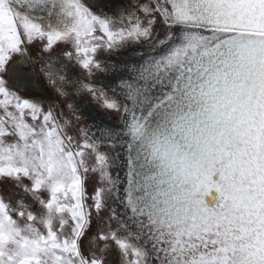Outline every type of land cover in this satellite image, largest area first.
Segmentation results:
<instances>
[{
  "label": "snow or ice",
  "instance_id": "6c2138e0",
  "mask_svg": "<svg viewBox=\"0 0 264 264\" xmlns=\"http://www.w3.org/2000/svg\"><path fill=\"white\" fill-rule=\"evenodd\" d=\"M0 264H264V0H0Z\"/></svg>",
  "mask_w": 264,
  "mask_h": 264
},
{
  "label": "rangeland",
  "instance_id": "374dc122",
  "mask_svg": "<svg viewBox=\"0 0 264 264\" xmlns=\"http://www.w3.org/2000/svg\"><path fill=\"white\" fill-rule=\"evenodd\" d=\"M33 53H35V49H32ZM130 50H122L120 51L119 53L121 54H125L127 52H129ZM114 54L111 56L110 59H113V58H117L119 57L120 54ZM114 56V57H113ZM40 79V82H41V85H42V90H35V89H32V88H29V87H24V88H20L22 89L23 91V94H25L26 96H32V97H36L38 99H41L46 105L47 104H53L59 108H64V106L69 103V102H74L75 104V108H78L79 104L82 103V102H86V101H90L92 102L93 104L96 105V107L98 108L99 111H102V112H107L105 111L104 109H102L101 107H99L94 101H92L90 98H87V97H84V96H75V97H72V96H69L67 99H62L60 97H57L54 92L48 88L46 86V84L43 82V78H39ZM97 82V81H96ZM9 84L10 86H15V87H18L14 84H12L9 80ZM97 86H102V87H105L106 89L109 88L110 85L102 82V81H99L97 82ZM109 94L111 95V92H109ZM85 104V103H82V105ZM108 114H110L114 119H118V116L119 114L118 113H113V112H107ZM65 117L72 121L73 123V127L70 128V132L74 135H77V138H78V129L80 128H85V126L87 125V122H88V118L87 117H84L82 115H79L77 113L75 114H72L71 112H69L67 109H65ZM77 117H79V119H77ZM101 151H109L108 148L106 147H102L101 148ZM92 188H91V183L89 185V191H91Z\"/></svg>",
  "mask_w": 264,
  "mask_h": 264
},
{
  "label": "bare ground",
  "instance_id": "6f19581e",
  "mask_svg": "<svg viewBox=\"0 0 264 264\" xmlns=\"http://www.w3.org/2000/svg\"><path fill=\"white\" fill-rule=\"evenodd\" d=\"M128 61H132V60L125 53V54L119 55V59H117V58H113L111 60L109 59L108 63H111L112 65L116 66L115 62H117L121 66ZM22 62H23V58H21L20 60L13 61L12 65L9 66L8 78H9L10 82L12 84L20 87V88L29 87V88H32L35 90H39L40 87H39L38 78L28 68H20L19 72L22 74V76H15L14 77L13 68L17 64L22 63ZM107 77H108V74H104V73L98 74L97 77L95 78V81L99 82V81H102L104 79V80H107L106 82L108 84L112 85V81L107 79ZM88 108H89V104L85 103V105H82V106H79L78 108H76V111L81 115H86L89 112ZM86 128H90V126H87Z\"/></svg>",
  "mask_w": 264,
  "mask_h": 264
},
{
  "label": "water",
  "instance_id": "95a60500",
  "mask_svg": "<svg viewBox=\"0 0 264 264\" xmlns=\"http://www.w3.org/2000/svg\"><path fill=\"white\" fill-rule=\"evenodd\" d=\"M126 55L129 58H131L132 61H135L137 59V53L135 51L130 50L129 52L126 53ZM115 65H116L115 68H119L120 67V64L117 63V62H115ZM104 74H108L107 79L112 81V85L113 86L118 81V79H119V77L121 75V73L119 71H114V70H110L109 72L104 73ZM38 81H39V87H40L39 90H42V85H41V82H40L39 78H38ZM106 81L107 80H104V79L102 80V82L108 84ZM108 85H111V84H108ZM84 103L89 104V108H88L89 112H88V114L82 115V116L88 118V122H87V125L85 127L90 126L89 129H91L92 125L95 124L96 128L100 129L101 133L104 132L108 128H112L114 130L116 129V127L118 126V123H119L118 119H114L107 112L99 111L98 108L96 107V105L93 104L90 101H86ZM79 105H81V104H79ZM76 113L79 114L77 111H76ZM79 115H81V114H79ZM92 130H95V129H92Z\"/></svg>",
  "mask_w": 264,
  "mask_h": 264
},
{
  "label": "flooded vegetation",
  "instance_id": "af4514ba",
  "mask_svg": "<svg viewBox=\"0 0 264 264\" xmlns=\"http://www.w3.org/2000/svg\"><path fill=\"white\" fill-rule=\"evenodd\" d=\"M120 55H122V53L120 54ZM114 57V56H113ZM117 59H119V57H117ZM111 60V59H110ZM111 64V63H110ZM82 103H84V102H82ZM82 103H80V104H82ZM83 105H85V104H83ZM79 106H82V105H79ZM86 128V127H85Z\"/></svg>",
  "mask_w": 264,
  "mask_h": 264
}]
</instances>
